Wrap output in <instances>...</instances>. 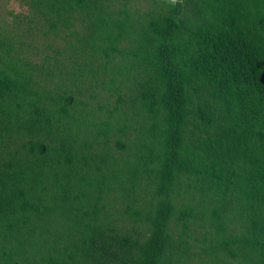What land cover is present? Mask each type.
I'll list each match as a JSON object with an SVG mask.
<instances>
[{
  "label": "trees",
  "instance_id": "1",
  "mask_svg": "<svg viewBox=\"0 0 264 264\" xmlns=\"http://www.w3.org/2000/svg\"><path fill=\"white\" fill-rule=\"evenodd\" d=\"M37 6L66 27L69 15L87 18V37L79 41L101 36L105 20L95 0H37ZM194 15L181 18L174 7L153 15L129 52L141 71L125 112L138 108L134 115L151 121L135 168L155 180L152 200H158L125 211L146 224L145 233H119L100 219L102 167L94 162L90 169L89 156L72 160L69 133L59 155H51L52 140H59L53 118L66 114L71 99L47 113L30 77L0 61V264H175L169 222L185 227L198 210L171 203L183 179L212 202L211 252L230 258L257 252L264 264V215L250 197L259 190L247 195L232 182L239 163L254 162L249 140L256 128L264 145V0H204ZM124 22L117 26L124 29ZM107 39L104 54L117 52L120 34ZM230 212L243 220L240 233L228 228Z\"/></svg>",
  "mask_w": 264,
  "mask_h": 264
},
{
  "label": "rangeland",
  "instance_id": "2",
  "mask_svg": "<svg viewBox=\"0 0 264 264\" xmlns=\"http://www.w3.org/2000/svg\"><path fill=\"white\" fill-rule=\"evenodd\" d=\"M95 1L102 8L100 17L105 23L101 36L97 40L91 39L88 44L77 39L78 36L87 37L90 24L87 18L69 15L67 22L70 25L66 27L56 21L57 16L52 11L45 14V9H38L37 0H0V61L14 62L23 75L30 77V85L42 98L41 106L47 113L49 109L56 112L62 106L61 98L71 99L66 114L53 118L59 140H52L51 155H59L61 141L69 133L72 160L80 161L83 156H89L85 163L90 169H94V162L102 167L105 184L98 200L103 209L100 219L113 225L119 233H145L146 224L132 220L125 211L128 207L143 208L158 200H152L155 180L142 168H135L143 145L140 141L142 130L148 129L151 121L142 112L134 115L138 108L125 112L129 110L131 98L137 94L135 76L139 78L141 71L129 52L137 46L142 29L153 15L174 7L181 18L195 20L196 5L203 6L204 0ZM122 20L125 21L124 29L117 26ZM118 33V51H108L105 55L107 37L113 38ZM119 96L122 102L117 103ZM123 122L126 129L121 128ZM103 129L110 130L106 136L99 134ZM254 131L249 140L256 149L254 162L239 163L235 168L237 177L232 178V182L237 190L242 189L246 194L259 190L250 197L264 215V172H261L264 145L260 130ZM36 137L47 142L42 136ZM27 139L29 137H24L19 143L27 142ZM84 146L89 148L85 150ZM63 158L58 157V160ZM88 167L80 173L84 174ZM132 171L137 174L133 175ZM200 196L199 191L184 179L175 184L170 195L174 208L198 206L197 215L185 227L182 222L176 224L175 219L169 222L171 242L177 249L175 264H260L262 258L257 252L246 257L244 251H239L236 258L211 252L209 239L214 229L210 226L209 215L212 202L208 197L202 200ZM204 213L206 217L201 216ZM228 220L232 233L244 230L243 220L234 218L232 212L228 214Z\"/></svg>",
  "mask_w": 264,
  "mask_h": 264
}]
</instances>
